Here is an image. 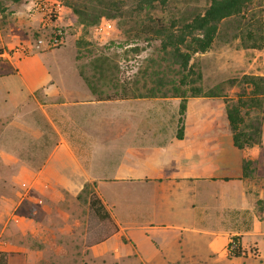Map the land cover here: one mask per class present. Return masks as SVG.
Instances as JSON below:
<instances>
[{"label":"crops","instance_id":"obj_1","mask_svg":"<svg viewBox=\"0 0 264 264\" xmlns=\"http://www.w3.org/2000/svg\"><path fill=\"white\" fill-rule=\"evenodd\" d=\"M32 15L36 18L25 19V30L40 28V15ZM54 62L36 70L12 62L11 71L0 75L18 74L26 90L13 92L7 85L1 90L7 100L0 109L2 125L17 129L16 136L7 131L2 150L36 144V170L23 165L18 177L31 179L38 200H76L86 183L92 185L116 226L88 247L92 257L205 262L219 247L223 252L230 237L250 231L242 226L250 211L249 177L242 171L248 151L233 145L226 116L217 125L220 116L211 98H187L178 136L180 97L99 99L76 63ZM46 216L36 215V235L43 243Z\"/></svg>","mask_w":264,"mask_h":264},{"label":"rangeland","instance_id":"obj_2","mask_svg":"<svg viewBox=\"0 0 264 264\" xmlns=\"http://www.w3.org/2000/svg\"><path fill=\"white\" fill-rule=\"evenodd\" d=\"M56 1L62 6L60 25L65 35L63 43L51 49L62 48L55 50L53 54L48 53L49 55L39 52L24 55L15 52V49L31 45L40 35L39 27L33 26L29 30L23 28L26 18H36L28 11L30 0H0V53L3 52L0 54V75L11 70L12 62L17 68L29 67L36 70V65H54V61L59 59L67 66L76 63L80 74L89 79L96 87L97 95L101 97L115 95L119 98L132 94L148 96L153 87L158 88L157 94L164 90L171 94L170 84L160 87L155 85L156 76L168 73V78L175 82H178V76L166 69L160 39L138 34L137 25L132 21L136 17L128 15L134 0H116L123 10L122 15L114 19L100 18L91 25L77 18L72 6L91 10L100 5V0ZM112 3L113 1L110 2L111 5ZM234 33V29L220 32L210 50L197 53L192 58L196 69L201 72V79L197 84L201 86L203 93L221 86L222 96L209 97L211 104L219 112L217 125L226 116V105L236 100L239 92V87L228 86L225 81L240 78L244 74L264 76V45L260 49H244ZM97 59L106 60L103 65L106 69L105 76H100L98 72ZM58 74L59 71L54 72L55 76ZM4 85L13 92H26L18 74L0 78V109L7 101L4 97L1 99ZM33 106L30 104V107ZM3 122L0 119V254L7 257L9 264H143L115 262L110 256L103 257L104 259L92 257L88 247L110 232L108 225L100 222L89 208L88 191L94 192L92 185L81 191L76 200L53 202L36 199V187L31 186V179L25 181L18 177L23 165L36 170V144L20 145L29 147L28 150H2L8 142V136H5L7 131L16 136L17 130L7 129L2 125ZM226 123L225 128L229 130L228 121ZM13 146L18 145L14 142ZM246 150L247 159L252 162L248 176L250 211L247 222L242 226L243 229L251 227L250 231L230 237L222 247L223 252L219 247L215 256L206 259L208 261L178 264H264V234L261 233L264 231V193H261L264 192V129L262 142ZM40 213L48 214L44 220L45 228L40 232L46 239L45 243L39 241L36 235V215ZM251 220L254 221L253 224ZM23 228H26V233ZM39 251L41 259L37 257ZM22 257H26V261L18 260Z\"/></svg>","mask_w":264,"mask_h":264},{"label":"trees","instance_id":"obj_3","mask_svg":"<svg viewBox=\"0 0 264 264\" xmlns=\"http://www.w3.org/2000/svg\"><path fill=\"white\" fill-rule=\"evenodd\" d=\"M116 2V0H100V5L94 9L87 10L84 7L72 6V11L81 22H88L91 25L100 18L114 19L122 15L123 10ZM131 9L128 10V15L136 17L132 21L137 25L138 34H147L160 39L166 69L175 72L178 76V82L168 78V73L156 76L155 85L160 87L170 84L171 94L169 95L166 90L157 94L158 88L153 87L148 95L180 97L178 136H181L184 128V114L189 96H222L221 86H215L203 93L201 86L197 84L201 79V72L192 62L193 56L210 50L219 33L226 29H234L233 35L239 39V44L244 49H260L264 45V0H134ZM0 54L2 55L3 52ZM95 61L100 76H105L106 69L103 65L106 60ZM83 79L93 91L96 90L87 77L83 76ZM225 83L228 86L239 87L236 100H232L225 108L233 145L237 149L259 145L262 142L264 129V76L244 74L240 78L228 79ZM98 97L99 99L116 98L115 95ZM131 97H135L134 94ZM251 163L247 158L242 160L244 176H250ZM89 185L90 183H86L82 191ZM88 192L89 208L99 221L107 224L110 229V232L96 242L98 243L111 235L116 230V226L95 192ZM238 253L239 251L236 252L237 256ZM0 264H7V259L2 254H0Z\"/></svg>","mask_w":264,"mask_h":264},{"label":"built area","instance_id":"obj_4","mask_svg":"<svg viewBox=\"0 0 264 264\" xmlns=\"http://www.w3.org/2000/svg\"><path fill=\"white\" fill-rule=\"evenodd\" d=\"M31 3L32 0L29 5ZM61 8V4L56 0H35V7L28 6L31 14L40 15V35L31 45L18 46L15 52L27 55L61 45L65 35L63 27L58 22Z\"/></svg>","mask_w":264,"mask_h":264},{"label":"clouds","instance_id":"obj_5","mask_svg":"<svg viewBox=\"0 0 264 264\" xmlns=\"http://www.w3.org/2000/svg\"><path fill=\"white\" fill-rule=\"evenodd\" d=\"M35 7V0H32V3L29 5V8ZM18 15H23V13H18Z\"/></svg>","mask_w":264,"mask_h":264}]
</instances>
